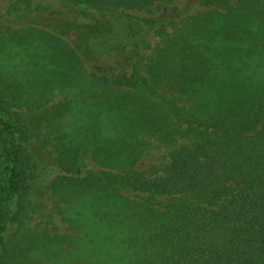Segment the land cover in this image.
I'll list each match as a JSON object with an SVG mask.
<instances>
[{
  "label": "trees",
  "instance_id": "1",
  "mask_svg": "<svg viewBox=\"0 0 264 264\" xmlns=\"http://www.w3.org/2000/svg\"><path fill=\"white\" fill-rule=\"evenodd\" d=\"M68 1L116 10L171 0ZM199 18L159 50L150 71L152 81L190 101V111L202 116L193 119L185 113L173 120L167 102L146 95L145 89L106 87L109 76L86 74L83 62L91 64L119 47L107 22L46 24L54 32L32 27L0 40L1 52L30 53L28 64L12 65L9 74L0 76V151L7 157L6 190L0 191V237L8 199L27 191L29 172L36 170L30 146L21 145V137L28 138L31 128L12 108L44 103L58 92L76 100L50 108L51 129L44 142L58 165L74 172L58 179L56 188L94 186L95 208L120 206L119 212L127 205L120 193L108 189L111 184L171 195L164 209L147 208L154 224L147 225L150 231L143 240L127 231L106 230V222L96 219L101 226L94 232L98 253L94 264L100 253L108 256L105 264H149L153 259L156 264H264V0H238ZM73 31L77 36L71 41ZM113 75L111 84L136 85L131 75ZM85 109L93 122L86 126L92 130L87 137L94 143V162L116 172L103 169L81 175L78 132L62 130L57 120L71 111L83 118ZM108 126L117 128L116 133L123 131L124 144L126 137L147 129L193 138L173 149L164 172L150 179L129 171L138 152L132 146H115V138L105 136ZM139 241L142 247L156 241L165 249L145 250L140 260Z\"/></svg>",
  "mask_w": 264,
  "mask_h": 264
},
{
  "label": "rangeland",
  "instance_id": "2",
  "mask_svg": "<svg viewBox=\"0 0 264 264\" xmlns=\"http://www.w3.org/2000/svg\"><path fill=\"white\" fill-rule=\"evenodd\" d=\"M236 2L238 0H171L155 1L139 9L118 7L116 10H103L86 4H73L68 0H0V40L11 37L16 34L15 32L24 33L26 29L32 27L51 32L52 28L47 26H57L56 24L60 23H70L74 27L79 23L84 25L93 22L98 26L107 22L110 26L109 33L114 34L119 47L113 49L110 54L103 53L99 60H94L91 64L83 62L86 74L90 78L93 73L103 78L109 76L107 79L110 82L115 77L113 74L131 75L135 78L136 85L121 86L108 82L109 84L105 86H112L114 89L120 87L121 90L145 89L146 95L167 102L173 120L185 113L191 116V119L199 116L202 118L199 113L190 111L192 109L190 101L182 97L178 91L152 81L151 66L157 59L159 50L164 49L170 40L178 37L189 24L207 12L223 10ZM76 36V31L71 32L70 40H75ZM29 54L24 49L10 53L0 51V76L11 71L12 65L22 67L28 64ZM105 70H108L110 75L100 74ZM145 84L153 85L157 89L152 91L145 88ZM12 88L17 87L15 85ZM65 97L55 92L44 103L12 108L20 114L24 125L28 124L31 128L32 133L28 138L21 137V145L30 146L32 156L36 157L34 159L36 170L29 172L27 191H20L8 199L4 214L5 230L0 237L1 264H94L98 255L94 251V232L101 226L97 222L94 223L96 219L106 222V230L127 231L143 240L150 231L147 225L154 224L147 208L161 210L171 201L170 194L157 195L111 184L108 189L120 193L127 205L122 212H119L120 206H115L117 214L115 210L95 208L94 186L84 189L64 184L61 188H56L58 179L63 176L71 177L74 172L68 173L58 165L59 161L51 146L44 142V135L51 129L50 108L65 100L70 102L76 100L71 94ZM85 111L83 118L78 116L79 113L71 111L57 120L61 123L62 130L78 132L77 137L82 145L79 160L82 167L81 175L92 170H112L94 162V143L92 138L87 137L90 136L88 132L91 133L92 130H87L90 126H86L93 122L88 115L89 110ZM188 111L193 114H189ZM67 123L72 126L68 127ZM15 124L19 129V122ZM120 127L122 126L118 128ZM106 129L105 136L114 137L112 143L115 146L126 148L132 146L138 152L137 160L130 165L132 170L129 171H135L150 179L164 172L173 149L187 144L193 138L178 132L170 137L155 129H147L149 131L134 132L130 137H126L127 144H124L123 131L118 130L119 133H116L117 128L112 126ZM72 146L75 149L76 144ZM6 178L7 157L0 151V191L6 190ZM138 244L141 246L140 260L144 259L142 253L145 250L155 253L157 250L165 249L157 245L156 241L153 244L148 243L145 247H142V241ZM107 257L100 253L98 264H105L104 259ZM153 260L149 264H156L152 262Z\"/></svg>",
  "mask_w": 264,
  "mask_h": 264
}]
</instances>
